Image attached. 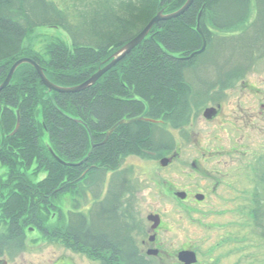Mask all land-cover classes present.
<instances>
[{
    "label": "trees",
    "instance_id": "1",
    "mask_svg": "<svg viewBox=\"0 0 264 264\" xmlns=\"http://www.w3.org/2000/svg\"><path fill=\"white\" fill-rule=\"evenodd\" d=\"M185 1L89 0L86 9L74 15L53 0H0V84L12 64L27 57L42 67L53 84L78 85L145 27L158 4L171 13ZM251 8L254 17L243 33L235 38L221 36L246 25ZM199 14L207 46L203 53L187 59L202 46L196 30ZM38 27L63 31L70 45L56 39L46 46L44 55L24 54V39ZM215 36L224 40L210 52ZM245 38L249 44L243 43ZM259 38L264 43V0H194L182 15L156 23L137 47L85 90L48 91L31 65L19 66L0 92V164L7 170L0 186L9 189L1 211L9 240L19 241L25 228L45 232L42 216L55 209L53 200L77 192L95 182V177L98 181L104 174L115 173L126 156L167 150L164 127L176 128L187 121L192 87L188 80L197 62L216 70L227 80L222 81L225 85L242 72V66L235 65L241 51H248ZM232 39H241L234 48L229 43ZM210 56L223 62L200 61ZM134 96L147 103L145 118L151 122L121 124L107 137L116 123L144 111ZM49 148L61 161L75 165L59 162ZM40 171L45 176L37 182L27 176ZM117 187L110 190L112 207L120 193ZM110 212L105 214L113 219L116 214ZM75 218L77 222L57 234L68 247L86 252L101 264H145L121 223L115 235L112 225L103 228L105 224L97 221L99 225L86 228L83 216Z\"/></svg>",
    "mask_w": 264,
    "mask_h": 264
},
{
    "label": "rangeland",
    "instance_id": "2",
    "mask_svg": "<svg viewBox=\"0 0 264 264\" xmlns=\"http://www.w3.org/2000/svg\"><path fill=\"white\" fill-rule=\"evenodd\" d=\"M53 1L74 15L84 11L89 3V0ZM253 17L251 8L246 25L221 36L235 38ZM56 39L70 45L61 30L35 28L24 39V54L32 51L44 55L46 46ZM223 40L215 36L210 52ZM237 40L241 39L230 40L232 48L239 44ZM256 41L248 51H241L242 57L235 65L242 66V72L225 85L222 81L227 80H222L216 70L207 69L205 63L198 61L195 66L198 75L193 72L188 80L192 87L187 121L176 128H164L167 150L126 156L115 173L104 174L98 181L95 177V182H88L77 192L59 195L52 202L55 209L42 213L45 232L25 228L19 241L5 239L3 255L9 264H56L62 257L70 264H101L86 252L68 247L57 234L77 222L76 216H83L86 228L97 226L98 221L105 224L103 228L110 229L112 225L115 235V228L121 223L141 249L140 241L147 239L145 230L149 229L146 217L153 212L159 213L167 224L160 234L164 251L161 258L142 252L145 264H182L177 260L181 250L195 252L196 264H264V43L260 38ZM246 42L249 44L245 38L243 43ZM215 57L200 61L212 58L218 61ZM217 104L222 106L220 111L204 119L205 108ZM164 157L172 161L160 166ZM32 175L27 176L37 182L45 173ZM6 176V168L0 164L2 187ZM215 182L219 184L211 194ZM115 187L120 192L117 199L115 195V202L122 203L118 216L112 219L101 213V206L104 205L105 213L112 208L111 200L106 199ZM8 190L0 186V201L8 196ZM179 191L189 195L186 202L175 196ZM195 193H207L206 200L198 205L191 203ZM5 224L0 210V235H8ZM105 256L109 260V253Z\"/></svg>",
    "mask_w": 264,
    "mask_h": 264
},
{
    "label": "water",
    "instance_id": "3",
    "mask_svg": "<svg viewBox=\"0 0 264 264\" xmlns=\"http://www.w3.org/2000/svg\"><path fill=\"white\" fill-rule=\"evenodd\" d=\"M194 2V0H186V2L183 4V6L181 8H179L178 10L172 12V13H168V14H165L163 12V10H159V6H157V11H156V14L149 20V22L145 25V27L134 37L132 38L131 40H129L127 43H125L122 47H120L117 51H115L113 53V55L110 57V61L107 62L104 66H101L98 68V70L93 73L87 80H85L84 82L76 85V86H72V87H62V86H58V85H55L53 84L52 82H50L46 76H45V73L42 69V67L37 63L35 62L34 60L30 59V58H21V59H18L16 60L13 65L10 67L5 79L3 80V82L0 84V92L5 89L11 79H12V76L14 74V72L16 71V69L21 66L22 64H29L31 65L35 71L37 72L41 82L43 83V85L45 87H47L48 91H57V92H64V93H74V92H79V91H82V90H85L87 88H89L90 86H92L93 84H95L108 70H110L111 68H113L119 61H121L126 55H128L135 47H137L143 40L144 38L148 35V33L151 31L152 27L158 23L159 21H165V20H170L172 18H175V17H178L180 15H182L184 12H186L189 7L192 5V3ZM199 18H200V14L198 16V19H197V32L200 34L201 36V39H202V47L197 50V51H194L193 53H191L189 56H188V59L189 58H192L193 56H196L200 53H202L205 48H206V42H205V39L201 33V30H200V27H199ZM134 100L136 101H140L143 103L144 105V111L136 116V117H133L129 120H121L119 121L118 123H116L107 133V137L117 128V126L121 125V124H124V123H133V122H137V121H148L146 120L144 117L146 116L147 114V111H148V107H147V104L145 101H143L142 99H140L139 97L137 96H134ZM214 114V111L213 109H206L204 111V117L205 118H210V116H212ZM18 126H19V119L17 120V123H16V127L14 129L13 132H15L17 129H18ZM49 151L51 152V154L57 159L59 160V162L67 165V166H70V165H75V164H72V163H65L63 161H61L58 157H56L52 150L49 148ZM168 163V161L166 159H163L161 160L160 164L162 166H165L166 164ZM177 196L180 197V198H184L185 195L184 193H177ZM196 198L198 200H201L202 199V196L200 195H197ZM148 219L150 221H155L157 222V218L155 216H148ZM149 254H156L155 251H149L148 252ZM177 258L180 262L184 263V264H193L196 262V255L194 252L192 251H188V250H183V251H180L177 255ZM5 264V263H3Z\"/></svg>",
    "mask_w": 264,
    "mask_h": 264
},
{
    "label": "flooded vegetation",
    "instance_id": "4",
    "mask_svg": "<svg viewBox=\"0 0 264 264\" xmlns=\"http://www.w3.org/2000/svg\"><path fill=\"white\" fill-rule=\"evenodd\" d=\"M221 107L222 106L220 104H217L215 106L214 113L216 112V110L219 112ZM218 112H217V114H218ZM171 161L172 160L169 158L168 164L171 163ZM192 165L195 166L194 163H192ZM217 184H219V183L215 182L213 184V186L211 188L212 190L210 191L211 194L215 191V189L217 187ZM182 192H184V191H182ZM176 193L177 192H175V195H176ZM184 193H185V198L184 199H180L181 202H186L189 199V195L186 192H184ZM196 194H200V193H195L194 196ZM206 194L207 193L203 194L204 198L202 200L198 201V200H196L194 198V202H191V203H193V204L196 203L197 205L198 204H202L206 200V197H207ZM6 199H7V196L6 197L4 196V198L2 199V201H0V203H2V204L5 203ZM121 203L120 202H118V203L115 202L114 207H112L109 210V212L112 210V211L115 212V214H116L115 216H118L117 212H120L118 209H119V207H121ZM103 208H104V205L101 206V213L103 212L105 214V212L103 211ZM0 210H2V207L0 208ZM149 215H154L157 218V222L148 221L147 217ZM147 217H146L147 225L149 227L148 230L145 227V229H146L145 230V234H146V238L147 239H143V240L140 241L141 249L139 248V245L138 246H137V244L136 245L134 244V245L136 246V248L138 247L137 248L138 255L141 256V257H143V255H144L142 252L146 253V255H147L149 250H155L157 254L155 256H153V257H160L161 258V254L163 253L164 250H163L162 245L160 243V234H161L162 231L165 230V228L167 227V224L162 219V216L159 213H156V212L149 213L147 215ZM7 238H8V236H6L5 234H1L0 235V264H3V262H6V264H9L8 260L3 255L4 254V249H6V247L4 246V242H5V239H7ZM61 259H62L61 260L62 262L60 261V263H59V261H58V262H56V264H70V261L68 259H65L64 257H62Z\"/></svg>",
    "mask_w": 264,
    "mask_h": 264
}]
</instances>
